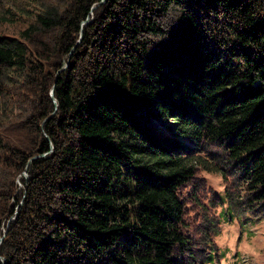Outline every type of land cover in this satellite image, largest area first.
Returning <instances> with one entry per match:
<instances>
[{
	"label": "trees",
	"instance_id": "trees-1",
	"mask_svg": "<svg viewBox=\"0 0 264 264\" xmlns=\"http://www.w3.org/2000/svg\"><path fill=\"white\" fill-rule=\"evenodd\" d=\"M225 215L264 221V0H0V264H222Z\"/></svg>",
	"mask_w": 264,
	"mask_h": 264
},
{
	"label": "rangeland",
	"instance_id": "rangeland-1",
	"mask_svg": "<svg viewBox=\"0 0 264 264\" xmlns=\"http://www.w3.org/2000/svg\"><path fill=\"white\" fill-rule=\"evenodd\" d=\"M198 159V158H197ZM200 163V159L197 160ZM207 184L223 194L225 183L222 172L214 165L203 162ZM223 217V232L218 236L222 264H264V221L252 223L247 218L230 222Z\"/></svg>",
	"mask_w": 264,
	"mask_h": 264
},
{
	"label": "water",
	"instance_id": "water-1",
	"mask_svg": "<svg viewBox=\"0 0 264 264\" xmlns=\"http://www.w3.org/2000/svg\"><path fill=\"white\" fill-rule=\"evenodd\" d=\"M27 176V174H25Z\"/></svg>",
	"mask_w": 264,
	"mask_h": 264
}]
</instances>
